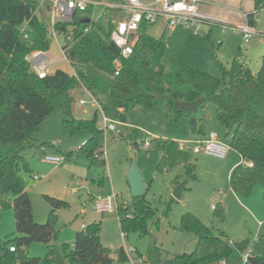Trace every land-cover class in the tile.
I'll return each instance as SVG.
<instances>
[{
  "label": "trees",
  "instance_id": "16d2710c",
  "mask_svg": "<svg viewBox=\"0 0 264 264\" xmlns=\"http://www.w3.org/2000/svg\"><path fill=\"white\" fill-rule=\"evenodd\" d=\"M262 8L264 0H253L252 10L246 13L250 24L256 26ZM24 24L26 37L20 31ZM72 24L76 28L64 49L73 72L55 69L39 78L30 71L24 57L31 50L49 49L51 40L46 36V27L35 15V5L30 0H0V212L12 208L17 234L0 239V264H38L40 261L53 264L56 212L66 207L67 202L44 195L50 207L48 216L44 223L36 222L21 175L28 171L23 153L27 149L40 152V147L44 146L38 144L33 135L52 111L57 109L64 115L61 136L88 131L89 137L78 149L85 151L90 163H105L95 156L101 149L97 112L94 110L88 119L72 115L70 91L79 85L90 91L104 110H114V115L121 120L125 111L136 106L163 111L176 119L181 115L192 116L176 108L175 103L204 97L205 102L195 111L209 102L215 108L217 119L232 133L230 146L241 156V162L229 175V187L246 196L255 184L264 186V51L256 73H252L248 63L237 54L228 68L221 65L219 78L175 59H171L167 67L165 42L149 35L146 29L140 32L132 53L123 58L110 39L109 22H94L87 32L79 20ZM67 26L60 25L58 29L65 30ZM115 60H119L118 74ZM204 120L202 114L191 125L196 137L205 135ZM154 145L161 151L159 168L168 170L180 166L184 170L181 176L174 178L173 185L184 177L186 182L196 179L195 164L190 162L188 151L178 149L177 141L155 138ZM146 190L140 196H132L131 215L127 207L123 208L125 213L119 217V226L124 236L129 231L140 236L149 233V221L155 211L146 199ZM169 208L168 202L167 211ZM214 210L217 217H224L221 206ZM179 229L195 235L193 250L162 258V249L154 247L149 253V263L145 261L147 264H264V235H258L251 253L243 261L236 259L232 242L222 231L215 232L195 214L183 213ZM33 242L49 245L43 259L27 255L26 248ZM60 253L67 264H111L113 261L109 249L100 242L98 222L77 230L70 244L63 243ZM117 258L127 259L122 247L118 249Z\"/></svg>",
  "mask_w": 264,
  "mask_h": 264
},
{
  "label": "rangeland",
  "instance_id": "374dc122",
  "mask_svg": "<svg viewBox=\"0 0 264 264\" xmlns=\"http://www.w3.org/2000/svg\"><path fill=\"white\" fill-rule=\"evenodd\" d=\"M36 14L39 21H47L44 7L39 6ZM256 24L257 29L264 32V8L260 10ZM146 31L165 42L164 62L167 67L170 66L171 59H175L221 78V65L228 68L237 54L244 59V55L241 57L240 54L243 51L247 55L245 61L252 73H256L260 68L264 51V38L261 36H254L244 42L239 31L232 28L224 31L219 24L206 23L181 28L175 34L163 30L160 23L149 26ZM57 39L62 46L63 36L59 35ZM239 46L242 50H238ZM47 55L51 59L50 71L60 69L67 73L73 72L54 40L47 50ZM70 93L73 97L72 115L79 119L90 118L95 107L89 102L85 105L79 104L81 98L89 100L85 89L79 85ZM105 113L118 124L113 133L114 137L107 136L105 145L101 138V144L106 150L104 164L100 161L90 163L85 151L78 149L89 137L88 131L81 130L73 135L61 136V120L64 115L57 109L46 117L33 136L38 144H44L47 153L59 156L61 161L58 164L44 162L42 153L33 149H27L23 153L28 163V171L21 173L25 190L30 196L36 219L40 213L42 219L34 220L44 223L47 219L50 207L44 195L67 202L66 207L56 212L57 238L54 248L60 251L63 243L70 244L81 224L98 222L99 239L110 251L113 258L111 264H131L128 258L118 260L117 252L120 247L132 258L140 254L147 263L149 253L154 247L162 249V258L177 253H189L195 246L196 237L179 229L180 217L185 212L195 214L215 232L222 231L232 243L248 238L249 244L239 253L240 258L252 248L255 236L264 235V186L255 184L251 193L246 196L234 192L229 187V175L233 169L231 166L240 163L241 156L230 146L232 133L217 119L215 108L209 102L198 111L190 113L192 116L181 115L177 119L163 111L148 110L141 106L125 111L124 120L115 116L112 109H106ZM202 114L205 117L204 130L212 129L216 132L218 138L228 147L226 156L219 159L203 153H193L189 150L190 144L185 143L190 162L195 164L196 179L186 182L187 188L182 191L179 199L171 200L175 186L172 181L176 176H181L184 170L180 166H172L168 170L159 168L161 151L155 148L154 139H192L195 137L191 127L192 119L196 120ZM100 121L101 114L98 113L96 123L99 125ZM55 141H58L56 145ZM145 142H148L146 147ZM132 162L142 176L147 188L146 199L155 211L149 221V233L144 236L135 231H129L126 236H122L119 226V217L125 213L124 207H127L128 215L132 214V195L126 176ZM110 191L116 194L118 205L123 207L98 213L93 208V196L106 195ZM168 202L170 208L167 211ZM219 206L223 209V218L215 215L214 208ZM16 235L12 208L2 210L0 239L13 238ZM47 251V245L41 242H33L26 248L28 256L40 259L45 257ZM38 264H42L41 261Z\"/></svg>",
  "mask_w": 264,
  "mask_h": 264
},
{
  "label": "built area",
  "instance_id": "2783aa9c",
  "mask_svg": "<svg viewBox=\"0 0 264 264\" xmlns=\"http://www.w3.org/2000/svg\"><path fill=\"white\" fill-rule=\"evenodd\" d=\"M35 5V15H37L38 7L42 6L47 14V21L42 22L46 27V36L54 40L64 59L65 55L64 44L71 41L75 25L74 20H79L84 32H87L94 22H103L111 24L110 39L119 49L120 56L125 58L132 53L134 45L143 29H148L149 26L160 23L163 30L173 32L176 29L189 28L198 26L200 23L209 25L219 24L224 31L232 28L239 31L243 41L248 42L254 36L264 38V32L257 29L256 26L250 24L245 15V20L241 24L229 22L221 16L209 14L204 11L205 0H30ZM88 18L89 22H83ZM68 24L65 30L58 29L60 25ZM21 33L26 37V24L20 27ZM62 35L64 44L61 46L58 43V36ZM31 72L35 73L39 78H44L46 75L54 72L49 70L51 59L47 55L46 50L35 49L28 52L24 57ZM68 61V60H67ZM69 62V61H68ZM117 65L116 74L119 70V60H115ZM89 96V100L79 99V104L85 105L88 102L95 107V111L101 114V121L98 125L101 131V138L104 145L107 136L116 131L118 122L115 119L106 116L105 110L97 99L83 87ZM185 143L190 144L189 150L193 153H203L215 158L222 159L226 156L228 147L218 138L214 131H209L203 137H196L190 140L177 141L178 149L185 150ZM148 142H145L146 147ZM42 160L44 162L58 164L61 161L59 156L49 154L45 150V146L40 147ZM105 146H102L95 156L99 159H104ZM251 166V162L245 163ZM93 208L98 213H104L118 210L116 194L110 191L106 195L99 194L93 198ZM260 223V222H259ZM261 224V223H260ZM85 224H81V228ZM122 236L124 234L122 233ZM255 236L253 243L257 241ZM249 244V243H248ZM253 245V244H252ZM248 246V245H247ZM13 250V247H10ZM251 253V248L243 256L245 261ZM127 254V253H126ZM127 258L131 264H147L142 257L132 258L127 254Z\"/></svg>",
  "mask_w": 264,
  "mask_h": 264
},
{
  "label": "water",
  "instance_id": "95a60500",
  "mask_svg": "<svg viewBox=\"0 0 264 264\" xmlns=\"http://www.w3.org/2000/svg\"><path fill=\"white\" fill-rule=\"evenodd\" d=\"M83 22H89V19L86 18L83 20ZM204 102H205V98L199 97V98H197L191 102H188V101L176 102L175 106H176V108H178L180 110L192 113L195 110H197V108ZM195 122H196V120L193 118L192 123L195 124ZM126 176H127V181L129 184L131 195L132 196L142 195L146 190V185L144 184L142 176L138 172L134 162L131 163L129 170L127 171ZM186 181H187L186 179H183L173 187V191H172V197L173 198H175V199L180 198L182 190L186 184ZM248 243H249V239L246 238V239H243V240L238 241V242H233L232 247L236 251L242 253L245 250V248L247 247ZM53 264H67L65 262L63 256H62V254L60 253V251L57 248H54V251H53Z\"/></svg>",
  "mask_w": 264,
  "mask_h": 264
},
{
  "label": "crops",
  "instance_id": "0c3cea01",
  "mask_svg": "<svg viewBox=\"0 0 264 264\" xmlns=\"http://www.w3.org/2000/svg\"><path fill=\"white\" fill-rule=\"evenodd\" d=\"M224 1V5H222V2ZM205 5H204V11L209 13V14H213V15H217V16H221L225 19H230L233 22H236L237 24H241L244 22L245 20V15L247 12L251 11L253 8V0H205ZM223 6V8H222ZM257 25V24H256ZM257 27V26H256ZM180 29H176L173 32H171L172 34L178 33ZM210 31V28H209ZM209 33L206 34V36H208ZM242 50L241 47H238V50ZM238 52V51H237ZM237 54V53H236ZM241 57H243L244 55V60H246L247 55L245 52L241 51L240 52ZM243 54V55H242ZM236 56V55H235ZM124 125V124H121ZM214 131L212 129H209L208 131H205V135L209 132V131ZM192 138H196L192 137ZM178 139H182V138H178ZM183 140V139H182ZM177 141V139L175 140ZM58 141L54 142V145L57 144ZM206 155V154H203ZM208 156V155H206ZM235 165V164H234ZM233 165V166H234ZM233 166H231V169L233 168ZM183 191V190H182ZM28 193V192H27ZM182 194V193H181ZM29 195V194H28ZM30 197V196H29ZM94 198V196H93ZM31 200V199H30ZM32 204V203H31ZM33 211V217L34 219H36V214L34 209L32 208ZM36 220H42L41 219V213L39 214V218ZM261 220H259L260 222ZM264 225V224H262ZM81 227V225H80ZM72 242V241H71ZM47 247H49V245H47ZM247 248V247H246ZM245 248V249H246ZM236 251V250H235ZM238 251H236L235 255H236V259L240 258ZM219 264H225L223 262L219 263ZM227 264V263H226Z\"/></svg>",
  "mask_w": 264,
  "mask_h": 264
}]
</instances>
